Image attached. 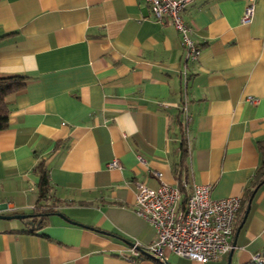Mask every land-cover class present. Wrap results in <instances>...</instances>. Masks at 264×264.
I'll return each mask as SVG.
<instances>
[{"label":"crops","instance_id":"1","mask_svg":"<svg viewBox=\"0 0 264 264\" xmlns=\"http://www.w3.org/2000/svg\"><path fill=\"white\" fill-rule=\"evenodd\" d=\"M180 16L192 63L145 0H0V75L25 79L4 101L0 215L26 216L0 219V264H202L125 260L154 238L133 211L136 184L156 189L154 173L240 199L231 249L203 264L264 255V185L243 202L262 162L264 0H195ZM41 170L52 213L38 227Z\"/></svg>","mask_w":264,"mask_h":264},{"label":"built area","instance_id":"2","mask_svg":"<svg viewBox=\"0 0 264 264\" xmlns=\"http://www.w3.org/2000/svg\"><path fill=\"white\" fill-rule=\"evenodd\" d=\"M195 0H145L152 17L158 22L169 20L181 36V44L187 62H195L199 50L191 38V28L180 14ZM254 4L248 3L241 19L243 25L253 20ZM120 163L113 160L108 169H120ZM156 189L143 183L136 184L134 213L150 224L154 230L152 242L141 247L134 243L129 248L125 260L136 261L147 253L155 260L163 262L164 253L186 258L199 263L218 260L230 249L237 214L241 207L239 198L228 197L220 200L210 198V187L191 184L183 180L175 185L162 181L160 173ZM251 264H264V255L255 253Z\"/></svg>","mask_w":264,"mask_h":264},{"label":"trees","instance_id":"3","mask_svg":"<svg viewBox=\"0 0 264 264\" xmlns=\"http://www.w3.org/2000/svg\"><path fill=\"white\" fill-rule=\"evenodd\" d=\"M25 84L24 77L21 76H2L0 75V130H3L7 126L8 115L5 106V98L20 89ZM258 149L262 155V162L253 179L249 182L245 189L243 202H247L253 197L254 191L264 185V140L258 143ZM41 165L37 167L39 169ZM40 182L38 185V201L33 208V214L29 218L30 224L40 227L43 224V220L48 214L52 213V208L46 204V201L50 199L49 185L46 179L44 171H40ZM242 202V203H243ZM241 211V207L237 216Z\"/></svg>","mask_w":264,"mask_h":264},{"label":"water","instance_id":"4","mask_svg":"<svg viewBox=\"0 0 264 264\" xmlns=\"http://www.w3.org/2000/svg\"><path fill=\"white\" fill-rule=\"evenodd\" d=\"M255 191H256V190H255ZM255 191H254V192H255ZM248 209H249V204H248V207H247V211H248ZM24 217H26V216H2V215H0V219H23ZM245 217H246V213L244 214V216H243V220H242L241 223H243ZM230 252H231V251H230ZM145 255L149 256V257L152 258V259H154L153 257H151L150 255H148L147 253H145ZM228 264H229V263H228Z\"/></svg>","mask_w":264,"mask_h":264},{"label":"rangeland","instance_id":"5","mask_svg":"<svg viewBox=\"0 0 264 264\" xmlns=\"http://www.w3.org/2000/svg\"><path fill=\"white\" fill-rule=\"evenodd\" d=\"M164 256H165L166 260H173V261H175L176 263L179 262L178 257L172 256L168 251H166V252L164 253Z\"/></svg>","mask_w":264,"mask_h":264}]
</instances>
